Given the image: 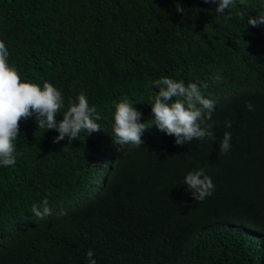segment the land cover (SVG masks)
<instances>
[{
  "label": "trees",
  "instance_id": "16d2710c",
  "mask_svg": "<svg viewBox=\"0 0 264 264\" xmlns=\"http://www.w3.org/2000/svg\"><path fill=\"white\" fill-rule=\"evenodd\" d=\"M217 6L0 0V40L21 82L61 92L58 121L83 92L102 129L54 143L57 131L21 119L16 162L0 164V264H88L89 249L98 264H264V24H248L264 0ZM162 76L214 102V140L177 145L155 125ZM124 97L147 127L140 147L116 143ZM225 132L231 149L220 154ZM201 168L215 184L202 202L183 183ZM45 198L51 214L40 219L32 207Z\"/></svg>",
  "mask_w": 264,
  "mask_h": 264
},
{
  "label": "clouds",
  "instance_id": "9594fccd",
  "mask_svg": "<svg viewBox=\"0 0 264 264\" xmlns=\"http://www.w3.org/2000/svg\"><path fill=\"white\" fill-rule=\"evenodd\" d=\"M205 2L218 5L216 13H225L233 0ZM177 12L183 13L184 8L177 7ZM240 17L243 19L244 13H240ZM248 24L253 27L264 24V15L248 17ZM8 55L5 43L0 40V164L10 166L16 162L14 140L19 135L22 118L28 119L35 115L38 128L57 131L59 135L54 138V143H60L65 138L69 141L78 139L82 130H87L88 135L102 131L100 125L95 122L101 117L96 114L95 106L89 107L83 92L78 95V102L69 101L67 110L62 114L63 119L58 121L57 115L64 105L61 92L48 82L43 84L42 89L35 83L21 82L17 69L8 64ZM154 85L159 91L151 104L152 115L155 125L161 131L173 135L175 143L181 146L191 143L194 139H215L212 131L214 121L209 122L212 121L215 105L212 100L204 97L197 83L190 82L185 85L184 81L178 82L162 76L154 81ZM203 87L207 88V84ZM245 107L248 111L255 110L251 102H246ZM115 108L113 132L116 143H131L140 147L143 144L142 134L147 129L145 123L141 122L142 112L131 106L127 97L122 98ZM225 126L231 128V121L226 122ZM230 142L231 133L225 132L219 144L220 154L230 151ZM183 183L188 186V191L194 199L200 202L211 196L215 190L212 178L203 168L188 172ZM32 212L40 219L50 215L48 199L42 201V211L34 204ZM86 255L88 264H98L92 249H89Z\"/></svg>",
  "mask_w": 264,
  "mask_h": 264
}]
</instances>
